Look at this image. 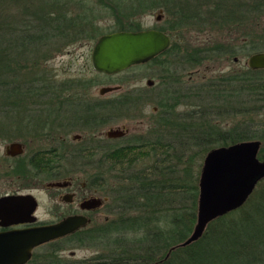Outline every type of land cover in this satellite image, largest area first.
Here are the masks:
<instances>
[{"label": "trees", "instance_id": "obj_1", "mask_svg": "<svg viewBox=\"0 0 264 264\" xmlns=\"http://www.w3.org/2000/svg\"><path fill=\"white\" fill-rule=\"evenodd\" d=\"M151 1L127 0V3L143 7ZM157 1L161 5L165 1L163 9L169 18L166 26L160 30L172 37V46L150 63L144 64H160L165 74H168L161 79L165 86L163 95L161 94L164 97L152 101L158 111L154 112L151 130L147 136L139 139L128 142L127 138L122 143L105 140L103 146L99 142V146L81 151L82 156L85 155V159L88 158L90 162L92 156L101 155L98 162L102 170L98 169L92 185L101 187V183L103 184L102 190L108 194L109 203L114 208L112 212L118 218L92 226L63 241L72 247H93L100 251L93 259L78 264H264V179L258 183L241 208L209 224L199 241L178 247L191 236L197 224L202 168V161L197 164L198 150H205L202 156L200 154L203 160L209 151L216 148L246 141H264V122L238 124L229 129L223 126L225 119L230 117L264 113V70L232 71L223 76L217 84L207 86L210 103L203 98L206 86H202L198 93L192 89L186 94L179 93L174 86L184 82L182 77L174 80L172 85L169 82V74L172 76L181 71L178 66L183 68L181 73L184 74L186 69L205 65L216 56H232L234 52L218 47L210 48V51H200L181 45L184 39H181L179 32L187 22L186 15L180 12L182 7L177 8L178 5H183L182 0ZM7 3L19 7L23 1L0 0V16ZM55 7L56 5H50L49 8L39 7L38 15L35 14L32 23L21 21L17 11L16 15L10 16L12 19L0 20V73L5 71L6 74L21 77V70L27 69V66H22L20 59L28 57V53H36L37 49H43L53 42L59 44L72 40L77 43L82 38L85 39L82 36L88 34H84V31L81 33V30L78 32L77 28L86 25L82 23L86 21L87 12L83 16L75 15L71 8H67L64 13H57V8L51 12ZM170 10L174 12L172 15ZM235 13L240 17L245 16L243 20L254 14L264 19V0H210V14L220 21L217 25H236L238 17L235 18ZM69 28L75 31L68 33ZM120 30L144 29L133 25L117 26L111 33ZM102 35L104 34L97 31L89 39L91 42L96 41ZM257 50L258 46L251 52ZM180 52L184 53L183 61L179 59L173 66V61H169L168 57L181 55ZM144 65L134 66L127 72ZM98 74L106 79L114 78L112 75ZM15 82L14 87L8 89L0 80V97L6 103L11 97H32L37 100L44 97L52 101L58 118L64 113L69 116L70 113L75 115L81 112L80 103L85 100L84 95L81 91L71 93V80L64 83L65 87L63 83L59 86L56 82L43 85L48 81L37 74L32 80L21 81L18 78ZM181 91L185 92L183 89ZM192 98L200 101L199 107L183 119L177 113V108L182 99ZM64 102H67L66 105ZM136 102L132 99H120L116 103L111 102L116 106L113 109L108 108L109 105L95 107L96 109L88 105L84 112L98 116L101 111L110 110L114 116L117 113L116 108L131 109V105L136 106ZM97 108L101 111L97 112ZM108 117L105 114L101 116L99 122L102 123L97 124V128L111 123L112 120ZM90 118L87 117V123L91 122ZM40 122L51 124L50 120ZM58 128L53 127L56 132L52 131V134H58ZM260 153L261 160H264V151ZM154 156V161L150 160ZM63 158L64 153L60 148L53 149L50 153L40 151L37 168L48 173L56 172V169H61ZM145 159L152 162L144 164ZM53 163L58 164L57 167L51 166ZM58 242L48 244L45 247L47 255L38 257L36 254L29 264H75L63 262L61 248L55 247ZM175 247L178 248L173 250Z\"/></svg>", "mask_w": 264, "mask_h": 264}, {"label": "rangeland", "instance_id": "obj_2", "mask_svg": "<svg viewBox=\"0 0 264 264\" xmlns=\"http://www.w3.org/2000/svg\"><path fill=\"white\" fill-rule=\"evenodd\" d=\"M22 1L23 3H21L19 7L15 4L7 3L1 12L0 20L12 19L10 16L16 15L15 13L17 11L21 21L32 23L35 16L38 15L39 7L49 8L50 5H56L55 8L51 9V12H54L56 8L57 13H64L67 8H71L75 15L81 14L83 16V14L87 12L85 17L86 21L82 23L86 25L83 27L81 25L80 28H77V31L79 32L81 30V33L84 31V34L88 35L82 36L85 37V39L82 38V40H79L77 43L72 40L67 43L59 42V44L53 42L52 45H48L43 49H37V51H35L36 53H28V57L26 56L20 59V64L22 66H27V69L21 70V77H14L11 73L6 74L5 71L0 73V80L3 86H7L6 88L9 89L10 87H14L16 84L15 81L18 78L19 80L21 79V81L32 80L34 75L37 76L38 74L48 81L47 83H43V85H50V82L52 84L56 82L59 86L63 83V87H65L64 83H66V81H73V85H70L72 86L70 89L71 93L81 91L85 100L80 103V113H75V115L70 113L69 116H66V113H64L61 118H58L56 117L57 114L54 113L52 101L47 98L41 97L37 100L32 97L23 99H13L11 97L6 103V101H3L0 97V131H7L9 136L6 139L0 137L1 155L4 154V148L7 144L16 141H22L26 144L27 154L62 148L65 150L64 152L62 150V153H64V160L61 169H56V172L51 173L53 175L52 179L63 181L72 174H78L80 175L81 181H90L91 183L95 175L98 174V171L102 170L98 162L101 155L92 156V159H89L92 161L90 162L88 158L85 159V155L82 156L81 151L87 147L99 146V142H101V146H103L106 139L105 133L110 129L126 128L128 130L127 141L147 136V133L152 128L154 112L158 111L155 102L152 101L157 99L160 100V98L164 97L161 96L165 88L161 79L164 76H168V74H165L164 68L161 67L160 64L153 63L148 65L143 64L144 66L135 67L128 72L124 71L112 75L114 77L112 79L103 78L94 70L92 65V52L99 38L92 42L89 38L90 36H94L97 31L104 35L109 34L113 32L117 26L133 25L144 30L164 28L169 18L168 13L163 9L165 1H162L161 5L159 4L161 2L157 3V0H152L153 3L151 1L149 5L143 7H135L131 2L127 3V0ZM185 1L186 0H182L183 5H178L177 7H182L180 12L187 17V22L184 23V29L179 32L181 39H184L181 45L200 51H210V48L215 47L216 49V47H218L219 49L224 48L225 51L229 50L234 52L232 56H228L227 54L216 56L205 65L186 69L183 72L184 74L181 73L183 68L180 66H178L181 70L179 74L178 72L172 76L169 74V82L171 85L177 81V78L182 77L181 79L184 80L182 84L174 86L181 94H186L189 89L198 93L197 91L201 89L202 86H206L203 90L205 91L203 92V98L210 103V98L207 97L208 93L206 92L207 90L209 91L207 86L217 84L223 76L232 71H246L249 58L251 54H253L251 50L260 44L257 36L261 20L264 21V19L254 14L251 18L243 20L245 16L240 17L235 13V18L238 17V23L236 22V25L222 24V26H219L217 23L220 21L213 18L212 14H210V0H206V3L204 2L205 0H187L186 3H184ZM48 11H50V9H48ZM170 13L172 15L174 12L170 10ZM160 16L162 20L158 21L157 18ZM93 24H95V27ZM238 24L244 25L238 27ZM74 31V29L69 28L68 33H73ZM172 35H175V33L172 32ZM179 54L181 55L176 54L172 57L171 55L168 57L169 61H173V66H175L177 60L181 59L183 61L182 56L184 53L180 52ZM236 58L238 62L235 61ZM14 78L16 79L14 80ZM149 81L153 82V86L148 84ZM117 86L120 87L117 91L106 95L100 93L103 87ZM68 87L69 85L66 86V88ZM174 87L172 86V88ZM181 89L185 92L181 91ZM194 91H192V93ZM45 93L47 94V92ZM120 99L135 100L137 101L136 106L131 105V109L116 108L117 113L113 114L114 116H112L110 110L101 111L100 108H97V112L98 110L99 112L101 111L100 114L98 113V116L84 112L88 105L92 108L109 105L108 108L111 107L113 109L116 107L114 106L116 101ZM111 102L115 103L111 104ZM64 103L66 105L67 102ZM199 104L200 101L196 98L190 100L182 99L181 105L177 108V113H180L182 118L185 119L192 111L198 109ZM255 105L259 106V104ZM133 108L136 109L134 110ZM104 114L106 116L109 115L108 118H111L110 120H112V122L107 125L103 123L104 125L97 128V124L102 123L99 122V120ZM87 117H91V122H86ZM41 120H50L53 127H59L58 134H52L53 130L48 134L41 132L42 126L46 124L40 122ZM225 120L226 122L223 126L225 129H229L238 124L244 125L245 123L264 122V113L256 114V116L239 115ZM216 124L218 123L216 122ZM208 125V131L210 132L209 122ZM55 132L56 130L53 131V133ZM75 135H81L83 140L81 142H76L73 139ZM117 143H122V141ZM261 151H264V141L262 142L260 152ZM204 152L205 150H198L197 152L199 153V156H197V164H200V161H202L201 174L205 159L210 151L202 160L201 156ZM260 156H262L261 153H259V159H261ZM154 158L155 156L150 160L154 161ZM3 161L4 159L0 157V175L6 171L4 164H2ZM152 161L149 162L148 159H145L144 164H150ZM57 165L58 164L53 163L51 166L57 167ZM47 172H42L39 169L36 171V175H38L40 182L47 180ZM23 174H25L24 171ZM100 181L102 180H98V182ZM4 183L5 180L0 179V189L2 188L5 190L7 188L4 186ZM102 187L103 184L101 183V187H98V194L102 198H107V201L104 207L93 216L92 226L94 227L95 225L103 224L118 218V215L112 212L114 208L111 206V203H109L108 194L102 190ZM92 190L96 189L93 188ZM34 194L40 201V207L36 213L38 219L43 222L52 220L53 217L50 211L54 210L56 205H53L55 200L54 196H51V191H42L39 189L37 192H34ZM55 247L61 248L60 256L63 258V262L66 263L78 264L82 261H88L96 257L100 252L97 248L93 247H72L67 245L63 240L59 241ZM46 251L45 248L44 250H38V257L46 256ZM72 253H75V256H72Z\"/></svg>", "mask_w": 264, "mask_h": 264}, {"label": "water", "instance_id": "obj_3", "mask_svg": "<svg viewBox=\"0 0 264 264\" xmlns=\"http://www.w3.org/2000/svg\"><path fill=\"white\" fill-rule=\"evenodd\" d=\"M157 20L160 21L161 16ZM171 45V37L155 29L106 34L98 39L93 49L92 65L98 73L116 75L152 61ZM249 65L252 69H264V54L252 56ZM148 84L153 86L152 81ZM119 89L118 86L103 87L100 93L106 95ZM127 133L126 128H118L110 129L106 135L117 139ZM11 148L16 153L22 152L20 144ZM261 148V141H246L214 149L207 155L200 178L197 224L191 236L179 247L199 241L209 224L241 208L248 201L258 183L264 179V160L258 157ZM63 185L57 182L49 186ZM101 204L100 199H94L89 202L88 208ZM37 209L38 202L33 195L0 198V220L4 226L37 222ZM89 223L87 217L74 216L56 224L0 233V264H27L34 250L40 246L67 237Z\"/></svg>", "mask_w": 264, "mask_h": 264}, {"label": "flooded vegetation", "instance_id": "obj_4", "mask_svg": "<svg viewBox=\"0 0 264 264\" xmlns=\"http://www.w3.org/2000/svg\"><path fill=\"white\" fill-rule=\"evenodd\" d=\"M161 20H162V17H161ZM155 30L161 31L160 29H155ZM120 31H128V30H120ZM120 31H116V32H120ZM131 32H138V31H131ZM257 39L260 42L258 46L259 50L253 51L252 52L253 54H251L250 58L257 54H264V21L263 20H261V24L259 25V33H258ZM235 61L238 62V59L236 58ZM247 65L248 66L246 70H253V71L264 70V69H252L249 65V61ZM42 128L47 129L45 131H41L44 134H48L51 130H53V126L50 123L44 124ZM107 132L105 133V137H106L105 140H110V142L113 141V143H117L119 141H122L128 138V133L126 136L122 138H117V139L108 138V136L106 135ZM7 133L8 132L4 130L0 131V137L3 139L8 138L9 136ZM73 139L76 142L78 141L81 142L83 140V137L81 135H75ZM14 144H20L22 146L21 153H16L14 149L11 148L12 145ZM86 149H92V148L87 147ZM60 150L62 152L63 149L61 148ZM26 151H27V146L22 141H16V142L7 144L4 148L3 155H1V151H0V157L4 159L2 164H4L5 169H6V171H4L3 174L0 175L1 176L0 179L5 180L4 186L7 187L5 190H3L2 188L0 189V198L7 197V196L33 195L38 202V209H39L40 201L38 197L34 194V192H37L39 189H41L42 191H51L52 193L51 196H54V200H55L53 202L54 203L53 205H56L55 209L50 211L53 219L50 221H46V222L40 221L38 219L37 222L33 224L20 223V224H13L10 226H4L2 224L3 221L0 220V233L10 232L14 230L29 229V228L36 227V226L56 224V223L63 221L64 219L68 217H74V216L87 217L90 220V223L86 227L79 229L75 233L67 237H64L62 239H59L57 241H54V242L64 240L65 238L72 237L76 235L77 233L83 232L84 230H88L93 224V216L96 215L104 207V205L106 204L107 198L105 199V198L100 197L98 194L99 188L97 186H93L92 181L91 183L90 181L89 182L81 181L80 180L81 178L79 177L80 175L78 174H72L69 177H67V179L63 181L61 180L58 181V180L52 179L53 175L51 174V172L48 173L46 171L48 173L47 175L48 177H46L47 180L40 182L38 175H36L37 174L36 171L38 170L37 168L38 167L37 166L38 165L37 164L38 154L40 151L31 153V154H27ZM50 151H53V149H49V150L42 151V152L50 153ZM64 151L65 150H63V152ZM47 167L49 168L50 165H48ZM23 171L25 174H23ZM41 171L43 172V170ZM57 182L63 183L64 185L62 187L49 186L50 184L57 183ZM93 188H95L96 190H92ZM94 199H100L102 201L101 206L88 208L89 202H92ZM50 243H53V242H50ZM48 244L42 245L36 250H34L32 259L30 260V262L34 259V256L37 254V251L41 250L42 248H45ZM71 255L75 256V253H72Z\"/></svg>", "mask_w": 264, "mask_h": 264}]
</instances>
